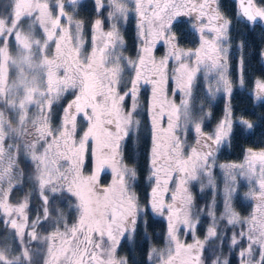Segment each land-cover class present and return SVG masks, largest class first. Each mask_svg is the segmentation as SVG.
Here are the masks:
<instances>
[{"label":"snow or ice","instance_id":"obj_1","mask_svg":"<svg viewBox=\"0 0 264 264\" xmlns=\"http://www.w3.org/2000/svg\"><path fill=\"white\" fill-rule=\"evenodd\" d=\"M0 264H264V0H0Z\"/></svg>","mask_w":264,"mask_h":264},{"label":"trees","instance_id":"obj_2","mask_svg":"<svg viewBox=\"0 0 264 264\" xmlns=\"http://www.w3.org/2000/svg\"><path fill=\"white\" fill-rule=\"evenodd\" d=\"M259 30L260 29L257 28V32ZM251 63H252L253 69H259L261 67L259 61H257V60H253ZM244 95H245L244 93H240L239 96L237 97V99H239L240 96H244ZM250 118L254 119V117H250ZM258 141H259L258 137H253L252 141H250L249 143H258ZM243 143H244V141H241V144H243ZM241 159H242V157L240 155V149L239 148L235 149L234 151L226 152L221 157L222 162L223 161H236V162H239Z\"/></svg>","mask_w":264,"mask_h":264},{"label":"rangeland","instance_id":"obj_3","mask_svg":"<svg viewBox=\"0 0 264 264\" xmlns=\"http://www.w3.org/2000/svg\"><path fill=\"white\" fill-rule=\"evenodd\" d=\"M244 189H242L241 191H243ZM238 208H240V207H242V208H245V209H247L248 208V202H246V201H243V200H240L239 202H238ZM157 219H159V218H157Z\"/></svg>","mask_w":264,"mask_h":264}]
</instances>
